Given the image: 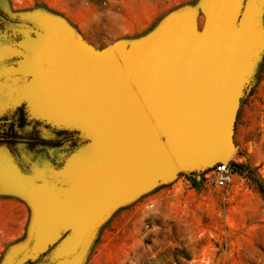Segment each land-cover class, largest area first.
<instances>
[{
	"label": "water",
	"instance_id": "95a60500",
	"mask_svg": "<svg viewBox=\"0 0 264 264\" xmlns=\"http://www.w3.org/2000/svg\"><path fill=\"white\" fill-rule=\"evenodd\" d=\"M0 34L10 40L0 63L12 59L16 80L0 79V117L24 108L45 135L73 133L41 152L0 149V189L31 212L2 264H81L119 207L230 162L264 51V0H201L142 39L102 48L59 15L0 4Z\"/></svg>",
	"mask_w": 264,
	"mask_h": 264
},
{
	"label": "rangeland",
	"instance_id": "374dc122",
	"mask_svg": "<svg viewBox=\"0 0 264 264\" xmlns=\"http://www.w3.org/2000/svg\"><path fill=\"white\" fill-rule=\"evenodd\" d=\"M200 2L0 0L17 14L40 9L59 15L99 48L142 39L169 14ZM199 20L203 22L202 13ZM0 42L8 45L10 40L0 34ZM3 60L0 79L15 82L6 71L12 59ZM18 111L0 117V149L26 143L27 149L41 152V145L73 138L71 132L45 135L40 126L33 129L36 121L23 126ZM5 131L14 136L7 138ZM234 137L238 148L230 162L242 168L232 165L235 172L229 185L218 186L210 169L199 177L180 174L142 194L99 227L81 264H264V51L242 99ZM20 204L27 206L23 218L17 217ZM30 216L21 197L0 189V264L9 248L26 237Z\"/></svg>",
	"mask_w": 264,
	"mask_h": 264
},
{
	"label": "built area",
	"instance_id": "2783aa9c",
	"mask_svg": "<svg viewBox=\"0 0 264 264\" xmlns=\"http://www.w3.org/2000/svg\"><path fill=\"white\" fill-rule=\"evenodd\" d=\"M214 181L218 186H227L233 181L235 170L231 162L219 163L214 168Z\"/></svg>",
	"mask_w": 264,
	"mask_h": 264
},
{
	"label": "flooded vegetation",
	"instance_id": "af4514ba",
	"mask_svg": "<svg viewBox=\"0 0 264 264\" xmlns=\"http://www.w3.org/2000/svg\"><path fill=\"white\" fill-rule=\"evenodd\" d=\"M18 112H20L19 120H20V123L23 124V126H25L27 123H28V125H30V124H32L34 122V121H31V120H28V117H27V114H26V111H25L24 108H19ZM36 124H44V123L37 121ZM37 127L38 126L36 125L33 129H36ZM30 133H32V131ZM4 134L7 135V138H12L14 136V134L11 133V131H5ZM58 134L60 135V132H58Z\"/></svg>",
	"mask_w": 264,
	"mask_h": 264
},
{
	"label": "crops",
	"instance_id": "0c3cea01",
	"mask_svg": "<svg viewBox=\"0 0 264 264\" xmlns=\"http://www.w3.org/2000/svg\"><path fill=\"white\" fill-rule=\"evenodd\" d=\"M23 207V208H22ZM19 211H20V213L17 215V217H19V218H23V216H24V213H25V210L27 211V206L26 205H21L20 204V206H19ZM20 228V227H19ZM16 230H18L17 229V227H16Z\"/></svg>",
	"mask_w": 264,
	"mask_h": 264
},
{
	"label": "trees",
	"instance_id": "16d2710c",
	"mask_svg": "<svg viewBox=\"0 0 264 264\" xmlns=\"http://www.w3.org/2000/svg\"><path fill=\"white\" fill-rule=\"evenodd\" d=\"M19 125H21V124H19ZM67 132H69V131H62V132H60V134H62V133H67ZM71 133H72V132H71ZM72 135H73V133H72ZM231 165H234V166L236 167V169L238 168V170L242 168V165H240V164H234V163L231 162ZM233 169H234V168H233ZM234 170H235V169H234Z\"/></svg>",
	"mask_w": 264,
	"mask_h": 264
},
{
	"label": "bare ground",
	"instance_id": "6f19581e",
	"mask_svg": "<svg viewBox=\"0 0 264 264\" xmlns=\"http://www.w3.org/2000/svg\"><path fill=\"white\" fill-rule=\"evenodd\" d=\"M234 154H235V151H234V153L232 154V156L230 157V160L233 158ZM214 167H215V166H214ZM214 167H213V168H214ZM213 168H210V169H213ZM210 169H209V170H210ZM206 171H207V170H206Z\"/></svg>",
	"mask_w": 264,
	"mask_h": 264
}]
</instances>
